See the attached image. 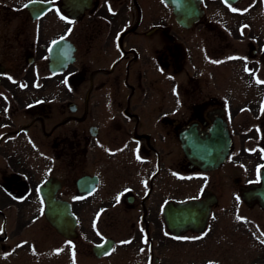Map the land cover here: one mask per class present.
<instances>
[{
    "label": "flooded vegetation",
    "instance_id": "obj_1",
    "mask_svg": "<svg viewBox=\"0 0 264 264\" xmlns=\"http://www.w3.org/2000/svg\"><path fill=\"white\" fill-rule=\"evenodd\" d=\"M194 1L199 14L189 26L179 25L184 33L176 53L184 74L193 58V74L181 78L177 105L163 110L161 104L145 103L156 89L137 65L168 62L169 4L0 0V126L14 123L15 111L40 110L39 97L24 103L22 85L41 86L48 79L39 69L46 63L49 70V46L62 38L70 41L74 61L61 72L49 71L50 76H62L68 85H112L127 100L116 105L119 118L113 120L120 133L114 183L103 184L98 175L94 190L78 193V199L101 188L106 193L95 199L94 216L108 217L116 207L117 219L128 223L118 246L135 247L145 256L160 252L163 262L171 241L189 255L216 250V243L226 239L225 213L245 224L253 218L249 209L264 213V83L258 82L264 81V0ZM188 29L193 56L186 45ZM2 184L15 196L27 188L17 173L4 175ZM76 203L71 202L77 215ZM116 244L114 239L113 248ZM154 261L159 262L157 255Z\"/></svg>",
    "mask_w": 264,
    "mask_h": 264
},
{
    "label": "rangeland",
    "instance_id": "obj_2",
    "mask_svg": "<svg viewBox=\"0 0 264 264\" xmlns=\"http://www.w3.org/2000/svg\"><path fill=\"white\" fill-rule=\"evenodd\" d=\"M168 14L171 36L168 62L137 65L151 79L149 87L156 89L155 95L145 103L161 104L163 110L177 105L176 89L181 78L188 79L193 74V58L187 60V67L190 66L187 72L185 69L186 74L178 68L177 45L184 30L175 21L171 7ZM186 37V45L193 56L191 29L186 30ZM39 70L41 78L48 79H42L37 88L25 84L23 99L27 103L28 99L39 97L35 103H40V110L15 111L11 115L14 123L9 128L0 126V264H264L259 239L264 240V213L257 207L247 212L253 218L246 224L225 213L222 227H227L223 235L226 239L218 241L212 253L189 255L178 249L177 242L171 241L168 261L163 262L160 252L145 256L135 247L118 246L128 223L117 219L116 207L109 209L108 217L106 214L100 218L94 216L95 199L102 198L100 194L106 192L98 188L90 198L78 199L82 196L77 193L75 179L84 173H95L104 179L103 184L114 183L115 137L120 133L113 120L119 118L120 108L116 105L126 103V95L113 90L112 85L98 88L88 87L84 82L68 85L62 76L51 77L46 63ZM70 102L77 105L74 111L68 106ZM157 119L158 115L153 116L154 127ZM90 125L97 127L96 133H90ZM12 171L20 172L28 185V192L19 199H14L2 185L4 175ZM49 175L62 181L63 186L58 191L60 197L77 201L78 236L74 239L61 236L44 217L38 184ZM186 184L192 183L187 181ZM250 231L257 237L251 238ZM105 236L116 239L117 244L108 255L96 257L91 243ZM156 255L158 263L154 261Z\"/></svg>",
    "mask_w": 264,
    "mask_h": 264
},
{
    "label": "water",
    "instance_id": "obj_3",
    "mask_svg": "<svg viewBox=\"0 0 264 264\" xmlns=\"http://www.w3.org/2000/svg\"><path fill=\"white\" fill-rule=\"evenodd\" d=\"M171 5L175 19L185 26H189L197 18L199 11L194 0H164ZM74 47L72 44L64 39L54 41L50 47V62L49 68L52 71H60L67 63L73 60L72 51ZM192 145L187 142V145ZM220 160V159H219ZM218 160V161H219ZM97 183L96 175L83 174L76 179V186L78 190L85 194L91 192ZM60 187V181L47 179L39 186V191L43 196L45 202L44 214L56 230L66 237H73L75 232V216L71 212L70 203L65 199L56 197V191ZM264 200V189L261 192ZM113 240L106 238L103 242L95 244L93 251L96 255L110 250Z\"/></svg>",
    "mask_w": 264,
    "mask_h": 264
},
{
    "label": "snow or ice",
    "instance_id": "obj_4",
    "mask_svg": "<svg viewBox=\"0 0 264 264\" xmlns=\"http://www.w3.org/2000/svg\"><path fill=\"white\" fill-rule=\"evenodd\" d=\"M25 7H27V5H25ZM232 11H237V9H235V8H233L232 9ZM62 19H63V17H61ZM63 39V38H62ZM259 83H264V81H258ZM65 83H67V81H65ZM22 87H23V85H22ZM119 199V198H118ZM238 219H239V217H238ZM198 239V238H197ZM123 243H130V241H125V242H123ZM145 243H147V240H145Z\"/></svg>",
    "mask_w": 264,
    "mask_h": 264
}]
</instances>
